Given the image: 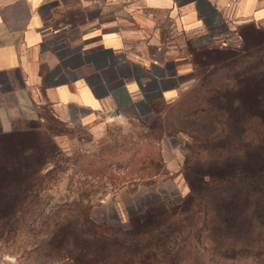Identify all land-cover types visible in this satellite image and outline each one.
<instances>
[{
    "label": "crops",
    "instance_id": "1",
    "mask_svg": "<svg viewBox=\"0 0 264 264\" xmlns=\"http://www.w3.org/2000/svg\"><path fill=\"white\" fill-rule=\"evenodd\" d=\"M246 24L264 27V0H0V130L48 108L89 123L158 119V151L179 172L191 137L174 117L197 83L181 42L217 44Z\"/></svg>",
    "mask_w": 264,
    "mask_h": 264
},
{
    "label": "trees",
    "instance_id": "2",
    "mask_svg": "<svg viewBox=\"0 0 264 264\" xmlns=\"http://www.w3.org/2000/svg\"><path fill=\"white\" fill-rule=\"evenodd\" d=\"M213 46L205 44L189 50L197 83L184 98L185 103L192 105L182 108L179 116L174 117L180 130L191 137L180 170L188 185L182 206H170L164 201L149 204L130 216L127 228L110 227L94 220L88 212L90 206L69 217L56 214L46 240L29 253L43 250L65 264H177L196 258L198 253L194 249L199 242L208 241L214 249L226 250L234 240L247 242L252 229L261 232L264 60L253 71L244 68L238 76L234 73L229 78L211 79L204 73L206 70L212 73L209 67H201L197 57L210 54L212 51L206 47ZM251 72L255 73L253 77L249 76ZM42 120L28 121L10 132L0 130V137L37 135L34 131ZM157 140L158 136L146 137V143L143 141L130 159L119 165L118 168L124 169L119 175L111 170V165L95 167L93 161L85 160L77 171L81 174L78 189L88 194L92 189L85 186H91V177L104 184L111 183L113 189L138 178L151 179L165 166L158 147L156 151L154 148ZM1 146L0 220L23 221L29 217L35 221V210L42 207L46 189L47 156L39 158V147L20 150L7 144ZM87 194L79 199L88 198ZM10 233L11 229L0 230V238L8 239ZM188 240L191 253L183 255L180 250L184 247L179 241ZM147 247L154 251H146ZM159 254L165 258L159 259Z\"/></svg>",
    "mask_w": 264,
    "mask_h": 264
},
{
    "label": "rangeland",
    "instance_id": "3",
    "mask_svg": "<svg viewBox=\"0 0 264 264\" xmlns=\"http://www.w3.org/2000/svg\"><path fill=\"white\" fill-rule=\"evenodd\" d=\"M186 42L185 39L181 42L184 51L199 46ZM206 48L212 52L206 56L199 55L197 60L202 63L201 67H209L212 73H207V70L204 73L211 79L234 76V73L238 76L244 68L253 71L264 60V27L254 24L238 26L225 40ZM252 75L255 73L249 74L250 77ZM43 117L40 127L34 131L37 135L0 137V149L2 144L20 150L39 147V158L47 156L44 173L48 174L40 203L42 210H35V221L29 217L23 221L0 220L1 231L11 229L8 239L0 238L2 264H63L43 250L28 252L46 240L56 214L69 217L90 206L88 212L94 220L105 222L110 227L127 228L130 216L149 204L164 201L170 206H182L188 185L180 171L172 173L164 165L151 179L131 180L120 189H113L111 183L104 184L92 177L91 186H85L92 189L88 194L78 189L80 184L77 180L81 174L77 171L85 160L93 161L95 167L111 165L116 175L122 174L124 169L118 168L119 165L125 164L143 141L146 143V137L158 136L160 121L145 124L135 119L105 117L89 123L80 119L79 112L72 120H60L49 108L43 111ZM154 148L156 151L157 145L154 144ZM82 194H87L89 199H79ZM179 243L184 247L180 250L183 255L191 253L188 251L190 240ZM139 246L145 248L144 245ZM150 250L154 251V248H146V251ZM194 250L198 253L196 258L180 260L177 264H264V228L260 233L252 229L247 242L234 240L226 250L218 251L208 241L199 242ZM158 258L165 257L159 254Z\"/></svg>",
    "mask_w": 264,
    "mask_h": 264
},
{
    "label": "built area",
    "instance_id": "4",
    "mask_svg": "<svg viewBox=\"0 0 264 264\" xmlns=\"http://www.w3.org/2000/svg\"><path fill=\"white\" fill-rule=\"evenodd\" d=\"M205 44H215L213 40L210 39H202L197 41V45H205Z\"/></svg>",
    "mask_w": 264,
    "mask_h": 264
}]
</instances>
